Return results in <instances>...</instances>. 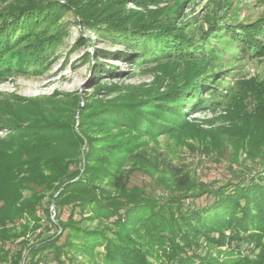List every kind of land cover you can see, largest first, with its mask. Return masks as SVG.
<instances>
[{
	"label": "trees",
	"instance_id": "1",
	"mask_svg": "<svg viewBox=\"0 0 264 264\" xmlns=\"http://www.w3.org/2000/svg\"><path fill=\"white\" fill-rule=\"evenodd\" d=\"M114 1L123 7L128 2L148 7L160 0ZM97 5L90 0H31L0 12V80L12 70L38 75L47 69L62 41L64 23L58 21L72 7L87 26L99 27L98 33L124 44L126 50L118 54L136 66L153 52L154 42L163 57H170L172 51L194 56L205 50L196 47L194 33L179 30L171 19L147 20L138 9L101 15ZM261 31L264 20L230 28L234 37L252 39L256 53H264L254 36ZM200 34L205 39L209 30ZM201 78L191 72L160 94L148 91L98 106L86 103L79 112V131L74 127L77 96L64 100L57 92L35 97L0 92L6 96L0 99V132L5 134L0 137V264H44L47 259L79 264L74 261L77 254L87 260L80 264H264V173L236 182H197L161 153L154 155L148 149L149 141L162 134L208 132L213 144L224 132L247 139L250 155L264 145V92L257 95L255 113L240 111L243 125L215 128L212 135L213 128H201L187 112L207 104L196 98L204 90ZM85 141L88 149L82 151ZM161 166L171 174L167 198L149 193L144 185H129L131 173H151ZM25 190L29 196H23ZM48 194L55 198L58 223L64 230L40 241L24 261L23 249L30 241L15 240L32 229L30 221L34 227L39 224L41 201ZM191 197L207 201L186 204ZM67 207L71 210L62 219ZM76 209L81 214L91 210L88 217L98 224H81ZM25 212L29 222L8 226ZM227 230L232 246L223 251ZM247 235L254 241L245 252L240 243ZM203 245L215 247L217 254H202Z\"/></svg>",
	"mask_w": 264,
	"mask_h": 264
},
{
	"label": "rangeland",
	"instance_id": "2",
	"mask_svg": "<svg viewBox=\"0 0 264 264\" xmlns=\"http://www.w3.org/2000/svg\"><path fill=\"white\" fill-rule=\"evenodd\" d=\"M29 1L31 0H0V12H6L17 4ZM90 1H97L101 15H106L109 10L123 15L138 9L147 20L160 18V22H165L171 19L179 25V30L194 33L196 47H204L205 50L196 52L194 56L172 51L170 57H163L158 54L159 47L155 46L154 42L150 45L153 52L144 58L146 61L143 64L136 66L118 54L120 49L126 50L124 44H115L112 39L98 33L99 27L87 26L77 10L72 7L67 9L58 21L64 23L62 41L55 48L47 69L38 75L12 70L7 77L0 80V92L29 97L49 96L57 92V96L64 100L77 96L75 98H78L80 104L75 111L74 127L79 131V112L86 103L98 106L116 98L127 100L140 97L148 91L160 94L194 72L202 77L204 89L197 93L196 98L202 97L207 104L201 110L195 111L191 108L187 112L188 117L193 118L201 128H213V135L217 131L215 128L243 125L244 119L240 111L245 110L251 114L256 112L259 99L257 95L261 90L264 92V53H256L254 41L249 37H234L230 28H235L239 23L264 20V0H160L148 7H139L133 2H128L123 7L114 0ZM203 30H209L205 39L200 34ZM254 36L264 47V31L257 32ZM205 52L211 57L204 54ZM106 85L115 88H102ZM3 97L6 96L0 94V99ZM205 119L212 120L202 121ZM206 134H162L158 139L149 141L148 149L154 155L161 153L162 158L171 161L197 182H236L239 178L243 180L247 176L264 173L262 142L259 149L250 155L247 139L241 141L237 136L224 132L217 135L219 142L213 144L210 142V132ZM4 136L5 134L0 132V137ZM208 142L210 145L206 148ZM81 149H88L87 141ZM82 157L85 162V153ZM168 171L169 169L164 171L163 166L160 170H152L151 173L137 170L131 173L129 185H144L149 193L165 199L169 194L168 180L171 178ZM29 195L30 191L25 190L23 196ZM205 201L207 199L204 197L198 200L191 197L184 202L191 205ZM70 210V207L64 209L61 218L67 219ZM91 212L89 210L81 214L76 209L75 218L77 221L81 220L83 225L96 226L98 220L88 217ZM39 213L42 216L39 224L34 227L35 222L30 221L29 226H32V229L15 240L19 242L27 238L30 241L29 247L23 249L24 261L30 250L38 246L40 241L50 240L64 230L58 223L59 211L55 206V198L50 194L41 201ZM25 215L26 212L22 217L9 222L8 226H21V223L29 222ZM50 219L53 223H50ZM140 230L143 231L142 226ZM230 234L231 231L227 230L226 235ZM50 235L53 236L48 238ZM227 236H224L227 243L221 247L223 251L232 246V243H228ZM253 239L252 236H245L240 243L243 251L249 250L247 245L250 243L252 246ZM209 251L217 254L215 247L203 245L199 248L202 254ZM84 260L86 259L82 254L74 257L75 263L80 264ZM44 264L57 263L47 259Z\"/></svg>",
	"mask_w": 264,
	"mask_h": 264
},
{
	"label": "water",
	"instance_id": "3",
	"mask_svg": "<svg viewBox=\"0 0 264 264\" xmlns=\"http://www.w3.org/2000/svg\"><path fill=\"white\" fill-rule=\"evenodd\" d=\"M79 177V176H78ZM78 177H76V178H78Z\"/></svg>",
	"mask_w": 264,
	"mask_h": 264
}]
</instances>
